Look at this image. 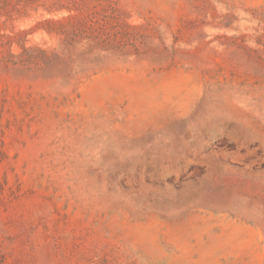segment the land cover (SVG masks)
<instances>
[{
  "label": "rangeland",
  "instance_id": "374dc122",
  "mask_svg": "<svg viewBox=\"0 0 264 264\" xmlns=\"http://www.w3.org/2000/svg\"><path fill=\"white\" fill-rule=\"evenodd\" d=\"M0 264H264V0H0Z\"/></svg>",
  "mask_w": 264,
  "mask_h": 264
}]
</instances>
